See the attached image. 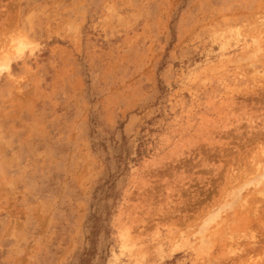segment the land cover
<instances>
[{"label":"rangeland","instance_id":"1","mask_svg":"<svg viewBox=\"0 0 264 264\" xmlns=\"http://www.w3.org/2000/svg\"><path fill=\"white\" fill-rule=\"evenodd\" d=\"M0 264H264V0H0Z\"/></svg>","mask_w":264,"mask_h":264}]
</instances>
